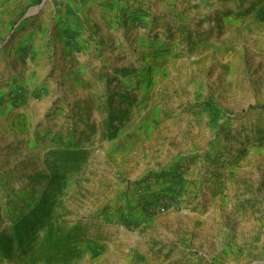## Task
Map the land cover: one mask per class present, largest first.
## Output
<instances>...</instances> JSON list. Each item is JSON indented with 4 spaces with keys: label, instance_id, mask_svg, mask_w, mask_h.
<instances>
[{
    "label": "rangeland",
    "instance_id": "obj_1",
    "mask_svg": "<svg viewBox=\"0 0 264 264\" xmlns=\"http://www.w3.org/2000/svg\"><path fill=\"white\" fill-rule=\"evenodd\" d=\"M125 3L0 0V264H264V0Z\"/></svg>",
    "mask_w": 264,
    "mask_h": 264
},
{
    "label": "crops",
    "instance_id": "obj_2",
    "mask_svg": "<svg viewBox=\"0 0 264 264\" xmlns=\"http://www.w3.org/2000/svg\"><path fill=\"white\" fill-rule=\"evenodd\" d=\"M97 0H94V2H96ZM109 2H111V7H109L112 12H114V15L117 13H121L124 12V5L126 4L125 2L129 1V0H108ZM119 7V8H118ZM39 7H36L33 11L38 10ZM90 8L89 7H85V8H79V7H75L74 4H70L67 8L68 14L71 15V11L76 12V15L79 17L80 22H87L88 17L90 16V14L88 13V10ZM119 9V10H118ZM73 14V12H72ZM121 19V17H120ZM55 22V23H54ZM59 22L58 20L53 21L52 27L50 29V31L46 30V24H45V19H43V17L41 16L40 18H38L37 20H35V24H34V28L30 31L31 36L35 39V37L37 35H39L40 37H44V39L48 42H46L44 49H49L48 52H51L50 54H53L54 51L57 52V48L58 47V42L60 41L57 37H59L60 31H56L55 30V26L56 23ZM93 24V23H91ZM90 24V25H91ZM54 29V30H53ZM38 40L35 39V46L36 49L41 50V45H38L37 47V43ZM89 47H88V43L86 41H82L81 44H79V48H77L75 50L74 53V59L72 61V64L76 62V57L77 56H81L83 59L82 61L86 62V59L89 58ZM40 60H44L45 57L39 55ZM54 59V57L52 58ZM71 63H69L68 65V69L65 73L66 78H74V80L76 82L81 81L82 80V73L81 72H75L72 74V70L74 69V67L72 69H70ZM92 71V70H91ZM145 110H147V105L145 106ZM6 112V105L3 103V100L0 99V115L2 113ZM143 131V130H142ZM141 131V132H142ZM135 134V132H133ZM205 163V164H203ZM191 169L190 172L193 173L194 178H196L198 176V181L194 180L193 183L196 184H192V186H198V191L201 190L202 184L204 185V182L201 181V175L205 174V172L208 170V164L207 162H204V160L199 161V162H195L193 164L190 165ZM206 184V183H205Z\"/></svg>",
    "mask_w": 264,
    "mask_h": 264
},
{
    "label": "built area",
    "instance_id": "obj_3",
    "mask_svg": "<svg viewBox=\"0 0 264 264\" xmlns=\"http://www.w3.org/2000/svg\"><path fill=\"white\" fill-rule=\"evenodd\" d=\"M160 210H161V211H164V210H165V206H161V207H160Z\"/></svg>",
    "mask_w": 264,
    "mask_h": 264
}]
</instances>
